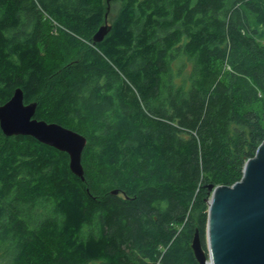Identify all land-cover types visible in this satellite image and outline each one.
I'll use <instances>...</instances> for the list:
<instances>
[{"label": "trees", "instance_id": "16d2710c", "mask_svg": "<svg viewBox=\"0 0 264 264\" xmlns=\"http://www.w3.org/2000/svg\"><path fill=\"white\" fill-rule=\"evenodd\" d=\"M112 3L94 43L107 0H0V106L87 139L82 181L0 128V264H198L209 186L264 142V0Z\"/></svg>", "mask_w": 264, "mask_h": 264}, {"label": "water", "instance_id": "95a60500", "mask_svg": "<svg viewBox=\"0 0 264 264\" xmlns=\"http://www.w3.org/2000/svg\"><path fill=\"white\" fill-rule=\"evenodd\" d=\"M109 3L110 0H107ZM106 22L95 34L100 43L110 32ZM38 104H25L22 89L0 106V128L7 137H31L69 156L71 172L85 181L82 155L87 139L56 123L35 118ZM209 215L204 249L196 230L191 249L198 264H264V142L249 159L243 177L232 186H209ZM118 195V191L113 192Z\"/></svg>", "mask_w": 264, "mask_h": 264}, {"label": "rangeland", "instance_id": "374dc122", "mask_svg": "<svg viewBox=\"0 0 264 264\" xmlns=\"http://www.w3.org/2000/svg\"><path fill=\"white\" fill-rule=\"evenodd\" d=\"M109 4V7H110V11L112 10V5L114 4V3H112V0H110V2L108 3ZM110 21H111V16H110V18H108V23H110ZM52 33H53V37H57L58 36V32L57 31H55V30H53L52 31ZM260 42H262L263 44H264V36L263 37H261L260 38V40H259ZM47 54V53H46ZM50 55H46L47 57H48V59H50V60H52V61H54V60H56L57 58H58V51H57V49L54 47L53 48V50L52 51H50V53H49Z\"/></svg>", "mask_w": 264, "mask_h": 264}]
</instances>
